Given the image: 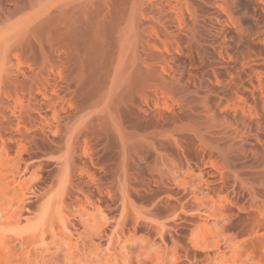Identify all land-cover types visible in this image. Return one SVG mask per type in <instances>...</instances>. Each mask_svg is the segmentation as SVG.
<instances>
[{
	"label": "rangeland",
	"instance_id": "obj_1",
	"mask_svg": "<svg viewBox=\"0 0 264 264\" xmlns=\"http://www.w3.org/2000/svg\"><path fill=\"white\" fill-rule=\"evenodd\" d=\"M19 175L10 248L45 193L28 250L66 215L73 264H264V0H0V177Z\"/></svg>",
	"mask_w": 264,
	"mask_h": 264
},
{
	"label": "bare ground",
	"instance_id": "obj_2",
	"mask_svg": "<svg viewBox=\"0 0 264 264\" xmlns=\"http://www.w3.org/2000/svg\"><path fill=\"white\" fill-rule=\"evenodd\" d=\"M0 180H1L0 181L1 184L7 185V186L12 185V188L14 189V192H11V194H10V190L4 191L5 200L2 203L3 207L0 206V216L2 215V213H4V211H6L8 207H11L12 205H14V203L15 204L18 203L16 206L15 212L19 214V217L21 218L23 214L22 211L25 209V203L27 201V195H28L26 194V192L23 191V189L25 188V185L27 184L28 178H25L19 175L18 179L14 177L10 178L8 176H5ZM46 195L47 194L45 193L33 194V196L36 197V199L42 200L44 198V201L42 200V203H41V200H40V203L37 206L36 211H31V210L28 211L32 215L31 217L30 216L25 217L27 221V225L25 228L28 234H25V233L23 234L22 232L17 233L18 237L16 236V238L18 239V247L15 245V246H11L13 248H10V246L7 243L8 242L7 238H10V237H8V235L5 233L4 234L7 235V237L5 235L0 234L1 235L0 236V264H28L29 262H32L33 260L36 261L35 264H48L49 261H54V260L56 261L63 260L64 263L66 264H73L74 261L80 258L78 253H76V251L72 249V244L74 243L72 241V235L77 232L75 230L69 229V225L71 224V219L69 218V216H66V215H62L60 217V221L68 233H61L59 235H57V233H52L50 237L51 240H46L47 244L45 240L41 238L42 246L46 245V247L41 248L43 249L42 251L37 249L39 247L37 248L33 247V250L27 249L28 246L26 247V245L30 243L31 241L32 242L34 241V237L32 236L34 234L33 232L39 231V230L41 231L46 228L53 229V224H52L53 219L51 218L52 216H51V212L49 208L50 207L49 203L52 197L47 196L45 198ZM78 209L80 210V207ZM85 220L86 219L82 218L81 223L83 224V226H85L87 223V220L86 222ZM81 233H77V234L80 236ZM84 235H81V238L83 239V242L86 243L87 240L84 237ZM50 247L55 248V250H52V251L49 250ZM56 248L58 249L56 250ZM4 249H6V252H4ZM47 250H49L50 252L48 251V253L51 254L49 261L48 259H44L46 256L45 251L47 252Z\"/></svg>",
	"mask_w": 264,
	"mask_h": 264
}]
</instances>
